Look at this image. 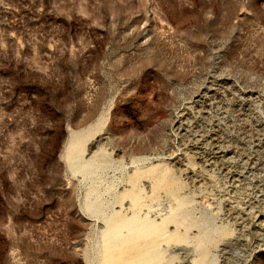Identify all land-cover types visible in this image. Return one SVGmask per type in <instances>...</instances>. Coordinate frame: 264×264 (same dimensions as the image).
<instances>
[{
	"label": "rangeland",
	"instance_id": "rangeland-1",
	"mask_svg": "<svg viewBox=\"0 0 264 264\" xmlns=\"http://www.w3.org/2000/svg\"><path fill=\"white\" fill-rule=\"evenodd\" d=\"M0 264H264V0H0Z\"/></svg>",
	"mask_w": 264,
	"mask_h": 264
}]
</instances>
